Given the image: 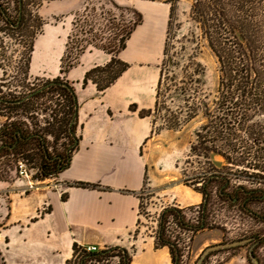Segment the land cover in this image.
<instances>
[{"label": "trees", "instance_id": "obj_1", "mask_svg": "<svg viewBox=\"0 0 264 264\" xmlns=\"http://www.w3.org/2000/svg\"><path fill=\"white\" fill-rule=\"evenodd\" d=\"M23 1L18 0L20 21H23ZM144 1L170 4L166 34L172 30L177 17L178 0ZM190 1L187 15L193 29L182 38L191 45L187 48L183 44L176 52L173 46L164 42L154 109L158 110L161 105H165L167 97H176L181 104L177 106V114H169L170 117L164 120V126L169 130L185 126L198 116L201 118L202 124L195 129L194 141L189 148L192 155L206 162L200 176L191 178V184H200V188L195 187L203 198L200 216L197 223L192 225L186 224L181 215L177 218L182 228L201 232L212 228L208 222L207 208L210 201L209 187L214 183L218 187L217 197L220 200L229 202L231 206H239L241 212L253 219L261 218L248 206L264 199V0ZM1 13L5 16L4 12ZM73 17L72 33L68 36L61 58L60 75L76 64L85 51L102 50L111 56L109 61L84 73L82 83L85 85L91 82L98 91H104L127 70L128 64L117 58L118 53L125 48L135 26L141 24V17L113 0L88 2ZM199 39L214 55L218 67L214 93L203 96L199 93L204 92L205 68L198 59L199 48L195 44ZM70 50L75 52V63L62 66L63 61L70 56ZM52 88L60 91L58 94L69 102L61 124L71 140V147L63 155H49L46 137L36 132L24 133L17 122L9 123L7 129L0 131V155H13L21 145L30 140L37 141L36 145L41 150L38 162L26 154L17 153V158L26 160L34 169L35 179L57 177L68 166L76 148L75 121L70 126L78 106L74 88L58 76L48 79L39 88L30 89L23 96L13 97V100L0 98L1 104H12L14 110H27L32 99L43 96ZM149 114L148 111L145 115ZM45 131L53 137L52 132L47 129ZM214 156L219 157L221 162L212 161ZM240 179L248 182L250 187L244 181L239 183ZM181 213L170 208L164 210L162 219H165V215L177 216ZM157 239L159 246L168 249L170 263L180 264L181 252L174 243L164 238L163 224H160ZM114 251L120 252V255L114 256ZM128 255V251L123 248L110 247L100 252H86L74 244L68 262L107 264L109 258L118 257V264H131Z\"/></svg>", "mask_w": 264, "mask_h": 264}, {"label": "crops", "instance_id": "obj_2", "mask_svg": "<svg viewBox=\"0 0 264 264\" xmlns=\"http://www.w3.org/2000/svg\"><path fill=\"white\" fill-rule=\"evenodd\" d=\"M78 7L68 6L61 13H76ZM152 19L147 29L146 19L135 26L117 57L128 68L104 91L91 82L83 85L82 79L93 67L107 64L110 55L87 50L73 69L60 75L65 30L52 27L36 39L29 74L45 79L64 76L74 88L76 148L56 178L57 188L26 190L25 180L15 171L8 179L0 175V264H69L74 244L83 249L94 246L98 252L126 249L132 252L131 264H171L167 248L155 247L150 238H135L139 194L148 172L141 148L150 131L149 119L138 112L153 106L156 65L167 26L155 13ZM158 23L163 31L156 48ZM38 41L45 48L36 58ZM133 104L136 111L130 109ZM176 197L182 207L200 202L199 194L184 188Z\"/></svg>", "mask_w": 264, "mask_h": 264}, {"label": "rangeland", "instance_id": "obj_3", "mask_svg": "<svg viewBox=\"0 0 264 264\" xmlns=\"http://www.w3.org/2000/svg\"><path fill=\"white\" fill-rule=\"evenodd\" d=\"M95 1L97 0H24L22 5L23 21H20L18 0H0V98H4L5 101L13 100V97L23 96L30 89L39 88L48 80L29 74L36 39L40 38L47 29L55 27L56 30H60V28H63L66 34L64 43L66 45L68 36L72 33L71 23L74 20L73 15L75 12L61 13V11L72 5L74 7L80 6L78 8L81 10L86 3ZM113 1L122 7H128L136 15H140L142 21L146 19V29L152 25L154 13L161 16V20L165 18V23L168 20L170 4L144 0ZM190 2V0H178L177 17L173 23L172 30H168L166 34L165 28L161 55L156 65L158 75L165 41L170 46H173L176 52L183 44L187 48L191 45L187 44V40L182 38L183 35L193 29L187 15ZM1 12H4L8 20ZM162 28L163 24L158 23L156 35L153 37V43L156 48L158 43L161 42ZM43 43L39 41L37 43L38 52L35 55L36 58L44 51L45 46H43ZM195 44L199 48L198 59L205 68L204 92L199 93V95L203 96L214 93L217 84L218 67L216 58L205 46L203 40H196ZM54 48V45L49 48L51 54L54 53ZM69 54L70 56L63 61L62 66H67L70 62L75 63V52L70 50ZM76 65L77 63L69 67L67 71L73 69ZM63 78L65 79L64 76ZM156 84L157 82L155 83V88ZM58 92L60 91L52 88L43 96L32 99L30 104L27 105V110L22 108L14 110L12 104L0 103V131L7 129L6 127L9 123L17 122L24 133L36 132L46 137L45 144L49 155H63L67 148L71 147V140L63 131L64 126L61 124L65 117L64 112L67 110L66 105L69 102ZM153 98L154 103L151 108L141 109L138 112L140 117L149 119L150 131L141 148L143 159L147 162L148 172L144 180V188L139 194L141 203L139 206L140 218L137 223L135 238L138 236L150 238L154 242L155 247H162L157 244V236L160 231V224H163L164 238L174 243L181 252L180 264H196L198 257L210 245L225 242L231 243L254 237L247 244L215 252L212 251L205 257L202 264H253L252 258L249 256L250 250H252V255L257 258L258 264H264V199L248 206L253 213L261 217L260 220L253 219L246 213L241 212L239 206H231L229 202L220 200L217 197L218 187L214 183L209 187L210 201L207 208L209 212L208 222L212 228L197 232L186 230L178 225L177 218L180 215L188 225L196 224L200 216V206L203 198L195 190V187L200 188V184H191V178L200 176L202 167H205L204 163L206 162L204 159L192 155L189 148L194 141L193 133L202 122L200 116H198L185 126L183 125L176 130H169L165 128L164 120L172 114L176 115V112H178L177 106L181 104L177 102L176 97L173 99L167 97L165 105H161L156 110L154 109L155 92ZM130 109L136 111L135 104L131 105ZM148 111L150 114L147 116L145 114ZM46 129L52 132L53 137L52 135H47ZM36 144V140H30L28 143L21 145L13 155L1 153L0 175L8 179V176L12 174L19 155L17 153L26 154L28 157L35 159V162H38L41 150ZM212 161L221 162L220 158L216 156H214ZM238 181L240 183L244 180L240 179ZM244 183L250 187L248 182L244 181ZM183 188L199 194V204L182 207V202L177 199L176 193ZM170 208L177 209L182 213L176 214L177 216L165 215V219H162L164 210ZM204 244H206L205 247L203 246ZM128 253L131 263L132 252L128 251ZM112 254L119 256L120 252L114 251ZM143 256H146V253ZM118 261V257H112L108 259L107 264H118ZM91 264H94V262Z\"/></svg>", "mask_w": 264, "mask_h": 264}, {"label": "built area", "instance_id": "obj_4", "mask_svg": "<svg viewBox=\"0 0 264 264\" xmlns=\"http://www.w3.org/2000/svg\"><path fill=\"white\" fill-rule=\"evenodd\" d=\"M15 175L18 179H23L26 182V190H37L39 187L46 188H57L59 187V182L56 180L57 177L48 176L42 179H35V171L31 168L30 164L23 159L17 158L15 162ZM86 252H96L97 248L87 247L84 249Z\"/></svg>", "mask_w": 264, "mask_h": 264}, {"label": "water", "instance_id": "obj_5", "mask_svg": "<svg viewBox=\"0 0 264 264\" xmlns=\"http://www.w3.org/2000/svg\"><path fill=\"white\" fill-rule=\"evenodd\" d=\"M75 121V117L73 119V121L70 123V126L73 124V122ZM252 239L251 238H245V239H241L238 241H234V242H225V243H220V244H216V245H210L208 247H206L203 251V253L200 255V257H198V259L196 260V264H202L205 257H207L212 251L215 252L217 250H221V249H226V248H233V247H237L243 244H247L248 242H250ZM252 250H250V254L249 256L252 258L251 261L253 264H258V260L257 258H255L252 255Z\"/></svg>", "mask_w": 264, "mask_h": 264}]
</instances>
